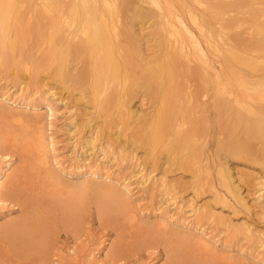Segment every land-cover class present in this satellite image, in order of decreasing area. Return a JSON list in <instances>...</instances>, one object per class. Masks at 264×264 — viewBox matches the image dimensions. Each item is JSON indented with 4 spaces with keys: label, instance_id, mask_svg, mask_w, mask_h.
I'll return each instance as SVG.
<instances>
[{
    "label": "bare ground",
    "instance_id": "bare-ground-1",
    "mask_svg": "<svg viewBox=\"0 0 264 264\" xmlns=\"http://www.w3.org/2000/svg\"><path fill=\"white\" fill-rule=\"evenodd\" d=\"M139 23L151 37L148 53L132 38L133 33L138 35L135 25ZM0 66L13 68L21 77L29 72L26 76L31 81L44 78L52 91H64L60 99L72 103L67 120L75 121V130H68L75 138L73 152L82 139H90L118 161H143L133 171L136 186L104 166L105 172L100 173L113 190L103 193L101 210L111 202L107 210L117 211L110 226L119 233L107 254L112 262L133 256L138 247L147 249L158 239L170 245L165 247V260L160 264H204L203 256L223 260L218 246H231L188 220L185 210L189 209L199 212L201 220L230 222L228 231L243 233L264 249V233L250 222H235L224 211L221 217L196 207L201 192H212L223 210H233V216L239 215V204L249 211L260 207L264 218V0H0ZM134 86V91L142 90L150 98L149 111L131 106ZM28 94L24 88L11 94L0 85L2 106L30 108L36 113L46 106L50 120L48 128L36 121L19 126L17 131L11 123L0 125V208L16 202L31 209L32 216L27 214L26 221L34 232L31 240L35 247L14 253L10 245L15 242L9 237L19 230L20 220L2 224L0 264L17 256L25 258L28 253H37L44 260L50 256L54 247L50 248L56 244L55 231L46 230L44 212L79 232L84 218L80 216V199L88 198L89 182L68 184L61 173L99 175L88 161L77 159L74 163L64 158L58 148L60 140H55L52 131L57 108L49 100L35 103ZM5 109L0 112L6 114ZM208 118L222 138L213 156L218 159L217 177L226 193L215 187L210 173V178L200 175L208 163L203 160ZM141 150L143 155L138 158ZM16 153L20 160L14 167ZM229 156L258 166L261 172L248 169L236 175L225 161ZM159 168L162 172L154 184L168 201L181 203L183 217L159 210L155 215L166 220L146 227L132 207L133 200L125 198L120 188L132 196L147 190L152 172ZM179 172L193 177V198H184L188 192L185 180L167 178ZM244 184L254 192L258 189L256 206L250 203L251 189L243 193ZM170 223L197 232L199 238L192 248L174 240L166 228ZM6 225L12 228L5 230ZM20 239L16 244L22 248L20 244L27 241ZM99 252V247L91 248L94 260L88 264H100Z\"/></svg>",
    "mask_w": 264,
    "mask_h": 264
},
{
    "label": "rangeland",
    "instance_id": "rangeland-1",
    "mask_svg": "<svg viewBox=\"0 0 264 264\" xmlns=\"http://www.w3.org/2000/svg\"><path fill=\"white\" fill-rule=\"evenodd\" d=\"M135 30H136V35L137 34L138 35L134 37L135 34L133 33L132 38L136 41L138 40L137 42L138 44L141 43L140 49L143 48L146 51V53L150 52L151 49L149 48L151 45L150 42L151 37L148 35L147 32L148 29L145 28L143 23H139L135 25ZM26 46L29 48L31 47V45H26ZM5 66H9V65L6 64ZM2 68L4 67L0 66V83H1L0 85H4L6 90L11 92V94L14 89L20 91L21 89L24 88V90L29 93L28 95H30V99L33 102L43 103L46 100H49L57 108L58 111L57 120L54 123L55 127L52 128V131L54 132V138L55 137L57 138V142L60 140L58 148H60L61 151L60 153L65 156L64 158L65 159L71 158L74 163L77 162V159H80L85 162L88 161L89 164L92 163L91 164L92 168L99 173V175H97L98 177L95 178L92 177L93 179L91 178V175H87L88 177L83 176L85 177L83 178V177H76L72 174L71 175L67 174L66 172L61 173L63 175V179H64L63 181L66 183L68 182V184L69 183L75 184L74 183L75 181L76 182L78 181L81 184H85L86 183L85 181L89 182L88 185L90 186V188H89L88 198H86L85 196L83 197V199H80L83 200L84 202L80 204V208H82L80 216L84 218L82 220L81 227L78 230L79 232L77 233L72 232L71 228L67 227L64 223L62 224L56 215L49 217L48 213L44 212L43 218L45 219V217L47 216L46 230L55 231L56 244L55 246H52L50 248L53 249L54 247V250L50 253V256L46 260H44L41 259L42 256H39L37 253H35L32 256L31 254L28 253L27 256H25V258L23 256H22L23 258H20L21 256L20 257L17 256V258H14L15 261L13 259L11 260L9 259L10 263L8 264H88L89 262L94 260L93 256L90 254L91 248L93 249L94 247L100 248V252L98 254V259H100V264H111V263L112 264H160L161 262H163L165 260L164 254L167 252L165 247H170V245L166 241L160 239L155 240L153 243H150L147 249L138 247L136 249L137 253L135 255L133 256L130 255L131 257L128 256L124 260H119V261L113 260L112 262L111 258H109L108 256L110 255L108 252L111 249L110 248L111 242L113 240H116L117 238L116 234L119 233V231H116L110 226L112 220L115 219L116 216L115 213L117 212L116 210H114V208L111 209L110 211L107 210L108 207L112 205L111 202L109 203L105 211L101 210L104 203L103 193L104 192L106 194L108 192L112 193L113 190L111 191L112 188H110V185L103 181L100 173L105 172L104 170H107L108 168V170L110 169L113 172L114 171L118 172V174L122 177V179L126 178L128 181L134 182L133 185L136 186L137 180L135 179L136 177L133 174L135 171H137V169H139L140 167L139 163L143 161L141 159H138L137 161L135 160L125 161V162L118 161L117 158L114 157V155L109 153L105 154V152L101 151V147L95 146L94 142L90 141V139H89L90 142L86 141L85 139H82V141L84 142L82 141L79 142L76 148L77 150L75 149V152H73L72 149L74 148V146L72 147V145L73 143H75L74 140L75 138L73 139L71 138L72 135L69 134L68 130L71 128L75 130L74 127L75 121L70 122L67 120L68 114H70L68 113L70 112L69 105H72V103L71 102L69 103V101L64 103L65 101H62L60 99L64 91H60V92L56 90L52 91L48 86L45 85L44 78H38V81H31L28 78V76H26V75L29 76L31 75L29 74V72H27L24 75V77H21L20 75L18 76L13 71V68H10V70H7L6 68H4L3 70ZM133 88L135 89V86L132 87L130 92V95L133 99V101L132 100L130 101L131 106H133L138 111H145V110L149 111L151 109L150 98L146 94H143L142 90H141L142 92L141 91L136 92V90L134 91ZM18 94H20V92H18ZM2 107L4 106L1 105V108ZM7 107L8 106L4 107L7 109L6 114L0 112L1 126L2 124L9 125L11 123L12 129L17 131L21 129V127H24L22 125H24L25 123H30V121H34V122L36 121L40 123V125L43 128L45 126L48 128V125L46 124L50 120H48L49 115L47 114L48 112L47 109L45 108L46 106H43V109H39L37 113L32 111V109L30 108L28 110L26 108L22 110L21 109L17 110V109H9L10 107L9 108ZM1 108H0L1 111L2 109L4 110V108L2 109ZM5 115H7V118L5 117ZM4 118L5 120H2ZM13 119H15V121ZM6 120L9 121V123H7ZM19 121H21V123ZM206 124L207 125L210 124V127L208 132L206 133L207 134L206 137L204 138L205 146L203 153H205V155L203 160L204 162L208 160V163L206 164L205 168H203V170L200 172V175L203 178H210L209 176L210 173L211 176H213L212 178L214 180L213 183L215 184V187L220 192L226 193L225 188L218 181V177H217V171L219 166L218 159L216 160V158H214L213 156V153L216 149L215 148L216 144L218 143V141L222 140V138L218 134L217 128H215V125L211 121V119ZM88 130L89 128H87V130L85 131ZM88 132L86 133V135L90 134ZM249 141L251 142V144L257 142V141L253 142L252 140ZM137 155L138 158L139 156L143 155V150L139 151ZM223 156L225 157V154ZM13 158H14V163L12 164V166L16 167V165L19 164L20 156L16 153L13 156ZM225 161L228 164V166L231 167V169L236 175L240 173V170L243 171L248 169H252L253 173L261 172L260 167L256 166L254 168L245 161L237 160L236 158L231 156L226 158ZM103 166L105 167V169ZM161 172H162L161 168L157 170L154 169V171L152 172L154 174L153 180L151 181L149 188H147V190H142L138 193L135 192L133 196L126 194L124 188L122 187L120 188V191L123 192L124 194L123 196L125 198L127 197L130 200H133L132 207L135 210V212L138 213V217L141 219V222L146 223L147 225L146 227H148V225L157 226L159 224H162V221L166 220L164 218L155 215V213H157L159 210H163V211L167 210L169 214H175V216L183 217L181 213L182 212L181 203H173L168 201L166 194H164V192L160 189V187L157 186V183L154 184V180L158 179L157 177L160 176ZM171 177H173V179L175 177L176 179L182 178L183 180H185L187 182L188 192L185 193L184 198L186 199L193 198L192 196L193 177H191L188 173H182V172L175 173V175L173 174L167 176L168 179H172ZM250 189L251 188L247 184H244L243 193L244 194L250 193ZM256 191L254 192L251 189V195L249 196L250 203L254 206H256L258 202L259 193H256ZM182 200L183 199H179V202H181ZM101 201L102 203L100 204ZM16 204H17L16 202L15 203L12 202L9 204L8 207L0 208V225L5 224L7 222L11 223L20 220L18 223L19 230L9 237L11 238L12 241L15 242V244L10 245L11 249H14L13 251L14 253H18L20 251L19 249H26V248H29L31 251V248L35 247V243L31 240L34 236V232L30 231L32 229L28 227V225L30 224L29 222L26 221L27 214L28 217L32 216L31 209ZM222 206L223 205L221 201L214 199V195L212 192H207V193L201 192L200 196L197 197L196 200V207L205 208L207 209V211H212L214 213H217L216 215L220 214L221 217H224V214L221 213V211H224L225 213H227V215L225 216L227 217L231 216L232 220L234 219L235 222L236 221L241 222V220L244 219L250 222V224H253L254 227H257V229L261 233H264V218H262L263 216L260 213V209H261L260 207H254V209L249 211L246 210L245 208H241L240 205L238 204V211L240 213L237 216H233L234 215L233 210L230 211L227 208L226 210H223L224 207ZM194 212L195 211H191L190 209L189 211L185 210L187 218L189 217L188 220H190L191 222H195L196 224L198 222V226L202 225L201 228L203 229L205 228L210 235L216 233L215 235L220 236L222 238L221 239L222 242L231 246L230 249H227L219 245L217 253L223 254L225 258L222 260L220 258H215V256H211V257L203 256L204 259L202 258V260H204V264H233L234 262H237V264L240 263L264 264V261L262 260V258L264 257V249L260 248L259 245L256 242H254L252 238H247L245 235H243V233L234 234L233 232L228 231L229 229H227V225H229L230 222H227L226 225H223L219 219L213 221L212 219L209 220L203 218V220H201L200 213L198 212L197 215V213L194 214ZM195 216L197 217L198 221H194L196 219ZM8 228H12V227L6 225L5 230ZM166 228H168L167 230H171L170 233L172 234L171 236L175 238L174 240L177 241L178 239H180L179 241L184 242V246L187 248H192L191 245L195 244V240H198L199 238L197 232L189 230L190 229L189 227L188 229H186V227L183 228V226L178 223H170V227H166ZM20 237H21L20 239L21 241L24 239L27 241V244H20L22 248L18 247V245L16 244V241H19ZM30 241H32L34 245L31 244ZM3 243L4 242L0 241V245H3ZM96 263L97 262L93 264ZM190 264H193V262H191Z\"/></svg>",
    "mask_w": 264,
    "mask_h": 264
}]
</instances>
